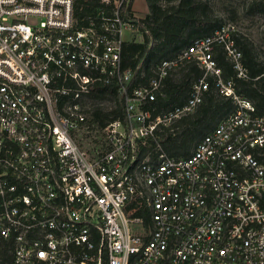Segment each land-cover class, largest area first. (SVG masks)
<instances>
[{
    "label": "built area",
    "instance_id": "obj_1",
    "mask_svg": "<svg viewBox=\"0 0 264 264\" xmlns=\"http://www.w3.org/2000/svg\"><path fill=\"white\" fill-rule=\"evenodd\" d=\"M75 2L0 0V239L10 264H264V115L219 77L212 53L223 45L246 77L235 25L162 62L147 87L122 86L125 121L92 130L88 97L130 77L121 48L138 18L135 0H101L83 25ZM192 58L218 76L234 112L189 157L160 147L139 156V142L201 104L204 78L182 106L156 116L146 106Z\"/></svg>",
    "mask_w": 264,
    "mask_h": 264
},
{
    "label": "trees",
    "instance_id": "obj_2",
    "mask_svg": "<svg viewBox=\"0 0 264 264\" xmlns=\"http://www.w3.org/2000/svg\"><path fill=\"white\" fill-rule=\"evenodd\" d=\"M161 1L168 3L166 6ZM148 13L138 19L136 35L125 41L121 48V73L130 72L127 81L112 78L107 86L95 85L88 97L91 129H101L110 121H125V93L137 87H147L155 77V71L164 61L175 60L191 44L210 36L224 23L211 13V0H146ZM103 5L101 0H76L74 14L78 19L97 17ZM251 15L264 14V0H252L248 7ZM234 20L235 18L232 17ZM139 37V39H138ZM235 45L241 52V64L246 77H239L235 64L227 56L221 44L213 46V59L220 70L219 77L232 82L236 95L252 101L260 115H264V58L252 41L243 35H234ZM204 78L208 83L201 104L194 112L180 118L171 126H160L145 143L139 142L138 155L155 156L157 148L169 157L186 158L220 121L235 110L233 99L225 96L216 86L218 76L207 74L195 59L184 60L163 80L157 98L146 104L155 108L154 116L186 103L194 84ZM112 101V106L104 102ZM84 138L92 142L91 134ZM89 141V142H90ZM12 246L0 239V264H10Z\"/></svg>",
    "mask_w": 264,
    "mask_h": 264
},
{
    "label": "rangeland",
    "instance_id": "obj_3",
    "mask_svg": "<svg viewBox=\"0 0 264 264\" xmlns=\"http://www.w3.org/2000/svg\"><path fill=\"white\" fill-rule=\"evenodd\" d=\"M252 0H211V13L213 16L222 20V23H232L235 25L236 31L248 38L256 45L259 54L264 58V14L251 15L248 13V7ZM162 6L168 5L165 1H161ZM134 7L136 17L141 19L148 13L146 0H135ZM232 17L235 19L233 20ZM136 32L125 33L124 38L129 40L136 35ZM137 36V35H136ZM139 39V37H138ZM112 101L104 102V106H112ZM85 132L80 131L77 138L81 140ZM94 136L98 137L96 132ZM94 139V137L92 136ZM85 140L84 148H92L93 143ZM193 152V151H192Z\"/></svg>",
    "mask_w": 264,
    "mask_h": 264
}]
</instances>
